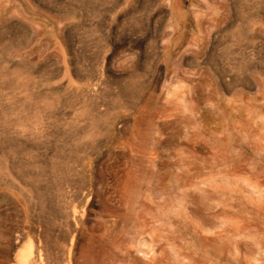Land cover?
<instances>
[{
  "label": "rangeland",
  "instance_id": "rangeland-1",
  "mask_svg": "<svg viewBox=\"0 0 264 264\" xmlns=\"http://www.w3.org/2000/svg\"><path fill=\"white\" fill-rule=\"evenodd\" d=\"M27 263L264 264V0H0V264Z\"/></svg>",
  "mask_w": 264,
  "mask_h": 264
},
{
  "label": "bare ground",
  "instance_id": "bare-ground-1",
  "mask_svg": "<svg viewBox=\"0 0 264 264\" xmlns=\"http://www.w3.org/2000/svg\"><path fill=\"white\" fill-rule=\"evenodd\" d=\"M4 63V62H3ZM98 121V120H97ZM28 264V263H27Z\"/></svg>",
  "mask_w": 264,
  "mask_h": 264
}]
</instances>
